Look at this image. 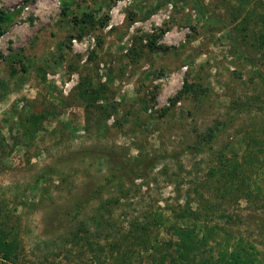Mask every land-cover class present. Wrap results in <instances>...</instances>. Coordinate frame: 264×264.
<instances>
[{
  "label": "rangeland",
  "instance_id": "obj_1",
  "mask_svg": "<svg viewBox=\"0 0 264 264\" xmlns=\"http://www.w3.org/2000/svg\"><path fill=\"white\" fill-rule=\"evenodd\" d=\"M198 1L208 21L193 0H0V231L17 242V264H171V235L144 225L159 213L198 235L203 225L220 228L207 257L243 239L264 259L255 222L264 197L253 186L264 188V108H241L261 92L253 69L264 73V0ZM64 8L67 18L95 11L96 29L76 38ZM186 80L202 92L172 104ZM90 147L110 152L114 167L123 155L155 167L74 215L109 173L106 160L85 156ZM225 157L240 163L248 186L217 191L209 172ZM239 188L254 194L245 200ZM186 207L205 223L180 218Z\"/></svg>",
  "mask_w": 264,
  "mask_h": 264
},
{
  "label": "trees",
  "instance_id": "obj_2",
  "mask_svg": "<svg viewBox=\"0 0 264 264\" xmlns=\"http://www.w3.org/2000/svg\"><path fill=\"white\" fill-rule=\"evenodd\" d=\"M194 7L198 14L205 20H207V15L204 12L203 4L199 3L198 0H193ZM246 1L243 0L242 5H245ZM102 7H100L101 10ZM63 20H66L68 24L72 27H78L77 34L73 35L76 38H83V36L92 30L96 29L97 22L95 17V11L83 12L81 15H74L72 18H67V8L63 9ZM262 21L264 23V13L261 16ZM3 17H0V37L4 35V31L2 28ZM107 19L103 18L99 22L101 27L107 24ZM229 34V33H228ZM263 35V36H262ZM262 39L264 40V33L261 34ZM228 38L236 44L235 39L229 34ZM152 42V41H151ZM101 40L98 39V46H101ZM153 43V42H152ZM150 44V43H149ZM153 50H157V47L151 46ZM238 52L241 54V58L248 64L252 65V62L249 60L248 55L241 51L238 47ZM135 55H138V51H134ZM15 60V55L12 57ZM15 72V70L13 71ZM14 74V73H12ZM253 75L258 78L260 83L261 92L258 95L253 97H249L246 101L241 105L242 109L254 106H261L264 108V73L258 68L253 69ZM199 87L191 84L186 80L182 89L171 99L172 104H176L178 101L182 99L183 96L189 95L193 93L194 90H198L202 92ZM196 92V91H194ZM169 109L164 108L161 110V115L165 116L168 113ZM35 118V117H33ZM36 119V118H35ZM232 120L228 118L224 122H218L214 126L209 127L208 130L202 136V142H206V144H211L215 139L225 130L228 123ZM195 150L199 151V146L193 147ZM96 150L90 147L86 152L85 156L89 158H101L106 160L109 166V173L106 177L96 185L95 188L91 192H89L88 197L79 199L73 205L74 209L72 213L77 215L81 208H83L86 204H90L94 202L96 199H102L103 195L106 194L107 189L117 188L118 191L125 192V184L132 183L138 178H143L145 181L146 174L151 172L155 163L153 159H149L143 156H136L134 158H126L123 155V161H117L118 165L114 167V159L111 157L110 152H105ZM112 153V152H111ZM253 156V155H252ZM256 159V156H253ZM226 161H222L219 173L216 172L215 169H211L209 172V176L213 178H218L217 183L221 186H217V191L221 190L224 193H233L234 188L236 186H248V179L250 177L245 175L243 168L237 160L230 159L229 157H225ZM257 169H260L258 166ZM255 188V194L264 197V188L261 187L257 182H254L253 185ZM248 188H251L248 187ZM238 190L244 191L245 200L251 198L254 194L253 191L247 193L246 189L239 188ZM251 190V189H250ZM220 191V192H221ZM243 194V193H242ZM127 193H121V198L126 197ZM118 201V200H117ZM116 199H111V203L117 202ZM187 205H190V200H187ZM181 216V217H180ZM180 218H195V222L205 223L200 213L196 211L192 212L186 207L182 214L179 215ZM149 222V223H148ZM148 222L144 225L160 227L165 229L172 237L174 249L176 250V255L171 258V264H264L263 254L251 243L245 242L243 239H239L232 244L227 242L223 245V248L216 250V257H212L214 253V249L211 248L210 254L211 257H207L206 250L209 247L210 240H214L215 234H218L219 231L216 232V228L207 227L203 225V229H201L202 235H198L195 227H189L185 229L176 225L175 223H169L165 220L163 214H153L150 215ZM256 227L264 232V220L261 217H257L255 219ZM145 229V227H143ZM214 238V239H213ZM17 242L15 240H10L9 236L4 233V231H0V264H17L19 260V255L17 253ZM153 264H159L156 261Z\"/></svg>",
  "mask_w": 264,
  "mask_h": 264
}]
</instances>
